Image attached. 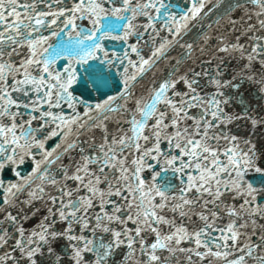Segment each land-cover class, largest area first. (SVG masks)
Wrapping results in <instances>:
<instances>
[{
    "label": "snow or ice",
    "instance_id": "1",
    "mask_svg": "<svg viewBox=\"0 0 264 264\" xmlns=\"http://www.w3.org/2000/svg\"><path fill=\"white\" fill-rule=\"evenodd\" d=\"M0 264H264V0H0Z\"/></svg>",
    "mask_w": 264,
    "mask_h": 264
}]
</instances>
